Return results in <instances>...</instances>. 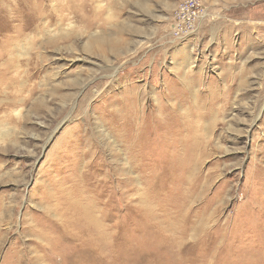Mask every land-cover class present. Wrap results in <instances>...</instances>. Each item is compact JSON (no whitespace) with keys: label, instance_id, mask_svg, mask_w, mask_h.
Wrapping results in <instances>:
<instances>
[{"label":"rangeland","instance_id":"1","mask_svg":"<svg viewBox=\"0 0 264 264\" xmlns=\"http://www.w3.org/2000/svg\"><path fill=\"white\" fill-rule=\"evenodd\" d=\"M184 1L99 0L96 11L84 1L87 17L97 12L100 19L89 26L81 20L84 32L56 36L54 48L38 33L37 15L52 12L49 2L33 11L30 0H8L7 17L0 5V52L10 49L0 67L16 80L0 82V137L9 135L0 142V264L13 257L15 264H41L35 258L42 243L30 231L53 205L50 194L63 172L81 175L89 189L95 180L84 174L97 172L90 162L97 157L108 186L116 187L122 155L116 132L125 100L144 109L140 155L163 178L155 199L165 197L170 210L209 201V224L222 238L231 236L224 242L229 255L214 264H264V0H197L198 22L176 39L173 13ZM111 33L119 38L112 49L85 50L91 37ZM186 113L199 131L184 122ZM161 116L166 119H155ZM167 116H179L178 128L190 130L160 144L177 129ZM204 125L208 146L201 142L185 169L167 173L176 162L169 156L179 151L174 145L194 142L198 132L203 140ZM88 150L90 156L83 155ZM138 168L129 176H138ZM181 184L186 194L179 198ZM200 189L207 191L203 200ZM113 200L114 208L121 206L120 196ZM234 221L242 225L231 230ZM139 244L127 264L148 262L150 245Z\"/></svg>","mask_w":264,"mask_h":264},{"label":"bare ground","instance_id":"2","mask_svg":"<svg viewBox=\"0 0 264 264\" xmlns=\"http://www.w3.org/2000/svg\"><path fill=\"white\" fill-rule=\"evenodd\" d=\"M42 1L45 0H30L29 8L33 11H44L48 5L44 6ZM46 1L49 2V9L52 12L45 11L44 15H37L40 20L39 26H41L38 29V33L42 34V36L48 35V44L53 48L55 45L53 38L56 36L67 37L72 34L75 36L78 33L81 34L84 32L81 20H85L88 23L87 26H89V24L93 25L99 16H97V12H93L95 15L88 18L85 13L86 6L84 5V3L89 2L94 6L92 11H96L99 7V0ZM7 4L8 0H1L0 2V5L5 7L3 12L5 17L9 14L6 10ZM54 21V24L58 25L57 30L55 27L54 29L51 28V24ZM74 22L79 25L76 27L73 24ZM88 41L84 47L85 50L90 48L100 50L104 47L112 49L118 44L119 38L116 34L111 33L106 35L104 39L102 35H97L93 38L91 37ZM9 50L1 51L0 56L8 55ZM11 77L10 75L7 76L6 73L4 74L3 69L0 67V82L9 80L11 83L14 81ZM121 103L123 105V115L120 121L122 129L120 131L118 129L116 132V142L122 150V155L118 160L121 163L113 173L119 178L117 183L114 184L116 187L112 190L108 186L109 183L106 181L105 175L99 169L102 167V162L96 159L97 157L93 159L91 156L90 160L92 167L97 172L95 174L94 172H92L93 174L89 172L84 174L89 181L95 180L94 183L89 185V189L86 188V181L81 178V175L72 178L70 174L66 175L63 172L65 178H60V176L59 179L57 178L54 183V193L50 194L51 198L49 199L52 200L53 205H50L49 211L44 213L43 220L39 219L41 222L35 224L38 225L36 226L37 229L30 231L35 233L40 239V243H42L39 246L35 260L38 262L41 259V264H127L135 256L136 252L134 253L132 250L135 244L138 245L140 243L139 245L144 247L147 242L150 245V252H146L149 255V260L142 264H214L217 260L228 256L229 254L225 252L227 246L224 242L230 239L231 236L228 234L227 237L222 238L220 236L222 231L215 230L209 224V219L211 218L210 210H212L211 208L209 210V201L200 202L194 209H189L185 204L181 208L178 207L179 209L170 210L171 208L166 209L165 207V197L164 199H155L154 194L156 191L164 190L162 185L163 178L152 166L144 163V158L140 155L141 145L139 141L143 139V136L139 126L145 122L144 116L140 113L144 114V109L139 105L132 106V103H128L126 100L121 101ZM157 105L156 109L164 108V106ZM173 112L175 111L173 110ZM14 115L17 117L15 112ZM170 117L175 122L170 127L172 129L177 127L176 131H174L175 135L171 138L163 137L160 144L172 143V139H178L180 134L183 135L185 131L190 130L189 127L185 126L178 128L179 116L175 118L174 116H167V119ZM192 117L189 116V113H186L184 122H190V128L197 129L198 127H196ZM155 119L165 120L166 117L161 116ZM199 130L197 129V131ZM207 132L208 128L205 126L202 132L205 135L203 140H201L198 132L197 135H192L194 142L186 140L179 145H174L175 149H179V151H175L169 156L176 162L166 168L167 173L175 168L179 171L185 169L187 160L193 158L194 154L197 153L201 142L205 148L208 146V138L210 136L206 137ZM1 136L0 142L9 139L8 134L3 133ZM87 154L90 156L91 151L88 150L83 155ZM137 164L141 166L137 170L138 176H129V172ZM70 180L71 184L70 186L67 185L66 188L64 183ZM199 183V181L196 182V187L200 185ZM253 185L249 188L250 192L254 189ZM181 186L182 184L177 187V189L180 188L181 192L179 198L184 197V194H186V191ZM199 191L202 192L197 198L201 200L206 198L205 194L207 191L201 189ZM115 195L122 198V203L121 206L116 205L114 208L115 201L113 199ZM131 212L133 217L123 220ZM239 225H242L240 221L232 222L231 230L237 229ZM140 238H144L145 242H139ZM217 238L222 242H220L221 244L216 245ZM16 262L17 258L13 257L10 262L8 258L4 264H15Z\"/></svg>","mask_w":264,"mask_h":264},{"label":"built area","instance_id":"3","mask_svg":"<svg viewBox=\"0 0 264 264\" xmlns=\"http://www.w3.org/2000/svg\"><path fill=\"white\" fill-rule=\"evenodd\" d=\"M202 13L197 0H185L178 4L172 19V33L179 39L193 30Z\"/></svg>","mask_w":264,"mask_h":264}]
</instances>
